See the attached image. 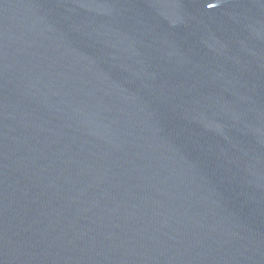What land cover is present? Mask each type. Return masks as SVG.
<instances>
[{"label": "water", "instance_id": "obj_1", "mask_svg": "<svg viewBox=\"0 0 264 264\" xmlns=\"http://www.w3.org/2000/svg\"><path fill=\"white\" fill-rule=\"evenodd\" d=\"M0 264H264V0H0Z\"/></svg>", "mask_w": 264, "mask_h": 264}]
</instances>
